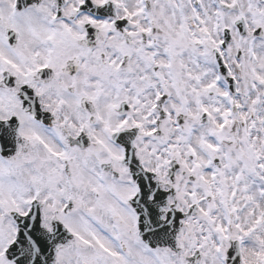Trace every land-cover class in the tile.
Instances as JSON below:
<instances>
[{
    "label": "snow or ice",
    "instance_id": "obj_1",
    "mask_svg": "<svg viewBox=\"0 0 264 264\" xmlns=\"http://www.w3.org/2000/svg\"><path fill=\"white\" fill-rule=\"evenodd\" d=\"M0 264H264V0H0Z\"/></svg>",
    "mask_w": 264,
    "mask_h": 264
}]
</instances>
